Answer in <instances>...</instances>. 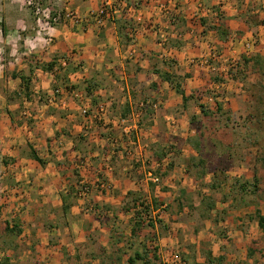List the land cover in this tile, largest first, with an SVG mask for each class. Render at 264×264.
I'll list each match as a JSON object with an SVG mask.
<instances>
[{
	"label": "crops",
	"instance_id": "crops-1",
	"mask_svg": "<svg viewBox=\"0 0 264 264\" xmlns=\"http://www.w3.org/2000/svg\"><path fill=\"white\" fill-rule=\"evenodd\" d=\"M105 1L43 0L55 12L69 4L84 19L81 23L62 20L47 29L37 24L26 0H0V173L5 181L12 172L18 180L26 179L24 184L33 182L36 187L30 189L38 198L29 200L28 210L62 212L65 221L58 219L55 224L61 225L51 227L50 234L37 242L35 253L43 259L48 256L52 260L65 251L78 263L131 264L129 256L152 243L160 256L179 247L170 235L182 222L167 221L169 217L154 219L135 236V214L145 209L138 204L128 210L124 206L141 197L153 217L159 216L155 215L159 208H155L157 199L153 197L160 190L148 175L156 162L165 159L170 160L167 167L164 163L158 170L164 174V184L189 189L179 183L180 170L192 168L190 160L198 155V149L195 153L189 143L182 147L180 143L187 142L196 130L187 129L186 121L172 130L169 119L180 121L181 113L182 118L187 117L188 110L197 116L204 114L200 104L194 106L190 101L206 85L210 88L220 83L215 81V72L195 61L211 50L224 49L226 56H239L245 50L244 40L254 30L261 35L264 32L263 22L255 26L248 21L250 15H260L258 21L264 15V0H227L224 6L218 0H114L112 18L98 26L88 14ZM220 19L230 27L226 39H221L215 28ZM64 59L66 65H62ZM52 63L53 71L46 69ZM168 75L180 76L184 93L166 79ZM56 87L62 94L50 103ZM73 90L82 96L75 97ZM185 95L189 97L186 100ZM25 105L31 108L29 113L22 112ZM84 107H88V115L83 114ZM138 109L142 134L137 121L121 122ZM178 144L182 157L179 171L173 162L177 157H170ZM33 150L43 162L31 156ZM75 173L94 184L85 200L88 205L74 199L76 193L65 187L76 182ZM188 175L190 172L184 178L192 180ZM99 180L111 187L100 191L96 186ZM71 185L75 186L74 182ZM64 197L70 204L66 214ZM21 198V193L13 195L12 208L18 210ZM85 207L94 210L87 213ZM81 209L89 219L69 218ZM26 222L29 225L30 221ZM39 222L46 227L45 221ZM61 226L68 232L57 235ZM164 229L167 235L161 233ZM54 246L59 252H54ZM11 253L12 248L3 255L2 263L9 259L12 264ZM152 257L151 252L146 259Z\"/></svg>",
	"mask_w": 264,
	"mask_h": 264
},
{
	"label": "rangeland",
	"instance_id": "rangeland-1",
	"mask_svg": "<svg viewBox=\"0 0 264 264\" xmlns=\"http://www.w3.org/2000/svg\"><path fill=\"white\" fill-rule=\"evenodd\" d=\"M28 8L33 13L32 8L30 6ZM252 16L258 20L260 15H250L248 20H251ZM261 16L263 18L261 17L259 21H264V15ZM252 33L249 37L256 40L259 48L253 53H246L244 50L243 54L233 56L240 61V65L230 68L223 76L215 72V81L220 82L217 102L213 104L204 102V97L212 93L213 87L208 88V85L198 90L196 99L190 101L194 106L208 105V115L197 116L193 110L191 112L188 110L187 117L182 118L184 112L179 116L182 120L177 121L178 128L186 121L189 122L186 124L187 129L196 130L187 142L181 141L180 145L182 147L183 144L189 143L195 153L198 149V155L193 156L194 164L187 170L190 172L188 176L193 177L191 180L189 177L184 178L186 168L181 170L179 168L182 165L179 144L173 154L170 153V157H177L173 162L175 169L181 172L180 177L183 181L179 180V183L181 181V185L183 183V186L188 187L187 190L179 185L172 188L164 184V174L158 171L162 183L160 189L154 184V187L160 190L153 197L159 203L155 215H159L158 218L162 221L169 217L167 221L182 222L183 225L177 226L170 235L171 239L177 240L175 244H179V247L167 249L161 254V261L154 260L153 264H162L176 251L181 253L186 264H205L207 251H212L215 258L222 257L223 264H264V251L257 250L253 256L249 255L250 246L259 244L256 247L264 249V235L259 228L257 216L258 210L264 214V32L261 35L256 29ZM222 50L219 51L225 55L224 49ZM245 59L250 61L247 63ZM218 68H221L220 63ZM231 72L236 73L234 78ZM223 97H227V100L226 98L223 100ZM17 104H20L19 100ZM217 105H221V110L217 109ZM30 109L29 106H22V112L29 113ZM179 109L181 108L178 107L176 111L179 112ZM170 128L172 130L175 128L171 122ZM167 160L166 167L170 161ZM72 170L73 168H70L71 175ZM25 181L26 179L18 180L17 175L14 176L12 172L7 181L4 180V175H0V203L3 207L0 216V253H3L0 254V263L5 257L3 255H7V250L12 248L14 250V253H11L12 264H61V262L77 264L78 260L70 258L72 256H68V252L60 253L56 246L54 252L59 254L52 260L48 256L43 259L41 255L35 253L38 240L47 237L51 227L58 228L61 225L55 224L58 219H62L61 222L65 220L62 212L42 210L37 213L35 209L28 210L29 200L38 196L30 189L31 186L36 187L33 182L24 184ZM73 182L76 187L77 183ZM73 182L66 183L65 187L71 188ZM257 183L260 190L254 192L253 185H258ZM61 184L63 185L62 182ZM242 184L246 185L245 189L241 187ZM16 193L22 194V205L18 210L11 206L13 195ZM88 196L75 194L74 199L85 201ZM178 198H182V209ZM162 203L165 205L164 208L161 207ZM211 203H215L212 210L209 209ZM85 204L88 205L86 201ZM36 207L33 205V208ZM88 207H85L86 212H93L94 208L88 210ZM181 211L184 214L180 215ZM72 217L81 221L89 219L83 209L75 210V214L71 213L69 216L70 219ZM39 219L45 221L43 224L46 223V227L41 226ZM5 221H11V224L19 223L23 230L21 234L6 233ZM26 221H30L29 225ZM60 229L61 234L57 235H62L64 231L68 232L65 227L61 226ZM161 233L167 235L165 229ZM152 245L156 246L153 243ZM61 256L64 259H61ZM213 264H217V261Z\"/></svg>",
	"mask_w": 264,
	"mask_h": 264
},
{
	"label": "built area",
	"instance_id": "built-area-1",
	"mask_svg": "<svg viewBox=\"0 0 264 264\" xmlns=\"http://www.w3.org/2000/svg\"><path fill=\"white\" fill-rule=\"evenodd\" d=\"M116 1V0H115ZM227 0H218L219 4L221 6H224L226 4ZM26 4L30 6L33 10L34 16L36 18V22L39 26L45 27L47 29H51L54 25L60 23L62 20L67 21H73L74 23H81L84 21L83 17L80 16V13L72 8L69 4H66L63 7V10L60 12H55L51 6H46L43 0H26ZM114 14V0H106L105 2L100 5L99 8L90 11L88 14V19H91L94 21L98 26H104ZM134 31L131 32V37H133ZM53 39L49 37V41L51 42ZM244 47L245 52L247 53H253L256 51L257 48V42L254 38L248 37L244 40ZM196 64L199 66L207 67L213 72H218L220 76L225 73L229 72L230 68L236 67L238 65V59H236L233 56H226L224 54H221L219 50H211L207 55L203 56L200 59H197ZM220 63L221 68H218V64ZM67 60L64 59L62 61V65H66ZM233 69V68H232ZM220 85L214 86L212 88V93L208 94L204 97L206 104H213L217 102L219 99V96L217 95L219 93ZM72 93L75 97H81V92H78L76 90H73ZM62 94L61 88H55L53 93L51 94L49 98L50 103H55L57 100V97ZM144 106L142 103L141 109ZM157 107V105H154ZM141 109H138L134 112H132L127 117H124L121 119V122L123 124L128 123L131 119L137 121L138 124V130L139 133H141L140 126V116H141ZM101 111H104V109H101ZM83 114L88 115L89 109L88 107L83 108ZM171 122V125L177 126V120L174 118L169 119ZM141 137V136H140ZM128 155L130 158H134V153L132 150H128ZM167 160V159H165ZM165 160L162 162H156L154 169L149 171V178L150 181L156 185L159 189L161 188L162 183V177L161 174L158 172V170L164 165ZM185 173L187 174L188 171L184 169ZM1 175V174H0ZM97 188L100 191H104L106 189H109L111 187L110 183L107 181L99 180L97 183ZM94 187V184L86 180L85 178H81L80 182L77 183V195L85 197L86 195H89ZM164 203L161 204V207L164 208ZM161 208V209H162ZM160 212V211H159ZM157 215V214H156ZM162 264H186V261L183 259L181 253L179 251H176L171 255V258L168 260L163 261Z\"/></svg>",
	"mask_w": 264,
	"mask_h": 264
},
{
	"label": "trees",
	"instance_id": "trees-1",
	"mask_svg": "<svg viewBox=\"0 0 264 264\" xmlns=\"http://www.w3.org/2000/svg\"><path fill=\"white\" fill-rule=\"evenodd\" d=\"M220 21H222L220 23V25H218L216 28L217 32H218V35L221 39H226L229 37V34H230V27L227 25V23L225 21H223L222 19H220ZM250 21V20H248ZM251 22L256 26L257 24L259 23H264V21H258L256 20L255 17H251ZM124 27H126V24L123 25ZM127 36V34H126ZM246 62L248 63L250 61V59H245ZM238 65H240V61L238 62ZM54 66H55V63H52L50 64L48 67H46V69L50 70V71H53L54 69ZM231 75L232 77L234 78L236 76V73L235 72H231ZM167 80H169L171 83H173V85L175 86V88L177 89L178 92L180 93H184V91L181 89V83L179 82V77H176L175 75H168V76H165ZM23 78V81L25 83V87L28 88V82L26 81V79L24 77ZM57 88V87H56ZM88 90H90L89 87H87ZM90 92V91H89ZM194 95H190V97H193ZM198 96V95H197ZM189 97H187L186 95L184 96V100L188 99ZM201 108H202V111L204 114L208 115L209 111H208V108L206 106H204L203 104L200 105ZM218 106V110H221V105H217ZM174 147V146H172ZM173 149V148H172ZM177 149V147H176ZM171 151V150H169ZM31 156L40 161V162H43V160L37 155V152L36 151H32L31 152ZM194 158V157H193ZM193 158L190 160V162H192V166L194 164V162L192 161ZM263 163H264V158H263ZM173 163H170V166H172ZM75 175L77 176L76 178V183H79L80 180H81V177L79 176L78 173H75ZM256 182L259 181L258 177L256 176ZM258 184V183H257ZM245 186L244 184H242L241 187H243V189H245ZM253 191L254 192H259L260 190V187H259V184L258 185H253ZM71 192H74L77 194V188H75L73 185L71 187ZM184 192V191H183ZM141 197H134L132 203H129V205H126L124 206L125 209H129L130 207H135L137 204L141 206V208L145 209L143 211H138L136 212L135 216L137 218L136 222L133 223V227H132V230H133V235L137 236L139 235L147 226H150L153 224V221L154 219L160 221V219L158 217L154 218L151 211H149V209L147 210L146 208L148 207V205L141 201L140 200ZM182 199V198H181ZM180 198H178V201H179V204H180V208L182 209V204L183 202L181 203V200ZM64 204H63V211L64 213H68V211L70 210V204H68V198L67 197H64ZM215 207V203H211L209 204V209H213ZM155 208H159V203L158 201L156 200L155 201ZM1 210H2V207L0 205V216H1ZM257 216H258V225H259V228L261 229V231L263 232V235H264V214L261 213L260 210L257 211ZM5 231L6 233H9V234H14V235H20L21 232H22V228L20 226L19 223H16V222H13L11 224V221H6V226H5ZM259 245V244H257ZM257 245L255 246H250L249 247V255L250 256H253L257 250H261V252L264 251V249H262V247H256ZM12 247V246H11ZM152 252L153 254V257L151 259H146L149 254ZM206 262L205 264H213L214 261H217V264H223V258L222 257H218V258H215L213 257V253L212 251H207L206 255ZM161 261V256H160V253H159V249L157 246H153L151 244L150 248L148 247H144V251L140 252V251H136L135 255H130L129 258H128V261L131 263V264H153V261ZM9 262V259H5L4 260V263L2 264H8Z\"/></svg>",
	"mask_w": 264,
	"mask_h": 264
}]
</instances>
